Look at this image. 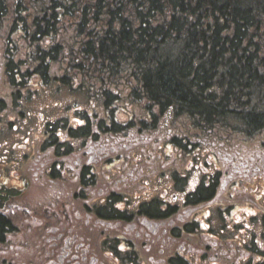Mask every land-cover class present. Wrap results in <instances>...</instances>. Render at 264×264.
I'll use <instances>...</instances> for the list:
<instances>
[{
	"label": "flooded vegetation",
	"instance_id": "flooded-vegetation-1",
	"mask_svg": "<svg viewBox=\"0 0 264 264\" xmlns=\"http://www.w3.org/2000/svg\"><path fill=\"white\" fill-rule=\"evenodd\" d=\"M11 44L0 39V264H264V141L190 152L120 94L35 110L58 91L34 85Z\"/></svg>",
	"mask_w": 264,
	"mask_h": 264
},
{
	"label": "trees",
	"instance_id": "trees-1",
	"mask_svg": "<svg viewBox=\"0 0 264 264\" xmlns=\"http://www.w3.org/2000/svg\"><path fill=\"white\" fill-rule=\"evenodd\" d=\"M15 33L27 76L120 89L176 146L264 132V0H0Z\"/></svg>",
	"mask_w": 264,
	"mask_h": 264
},
{
	"label": "rangeland",
	"instance_id": "rangeland-1",
	"mask_svg": "<svg viewBox=\"0 0 264 264\" xmlns=\"http://www.w3.org/2000/svg\"><path fill=\"white\" fill-rule=\"evenodd\" d=\"M10 39L12 40V45H13L12 47L15 49V51H17L16 53L17 56H14L15 62L17 60L24 61L27 58L28 49L23 48L21 46L22 40L20 36L17 33L11 34ZM16 45H19V46H16ZM13 48L12 50H14ZM19 65H21V63H18L17 66ZM62 74H64V72ZM34 85H37V83H34ZM49 86L54 89H57L60 87L58 82H53L49 84ZM41 87H45V86H41ZM74 88L76 89L77 86L75 85ZM85 97L86 96L84 95L83 92H79L77 90L71 91L69 88H66V87L62 89L60 88L54 98L48 99V96L47 98L44 96V99H41V96H39L36 99L35 103L33 104V108L35 110H39L41 109V105L46 104V103H51L54 107H57V106L63 107L68 104V105H75V106L77 105L78 108L86 109L88 107V101L85 99ZM87 99H89V96H87ZM256 139H258L259 142L261 139H264V132H262L261 135L257 136ZM192 151L194 150H191L190 152Z\"/></svg>",
	"mask_w": 264,
	"mask_h": 264
}]
</instances>
